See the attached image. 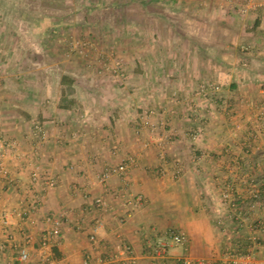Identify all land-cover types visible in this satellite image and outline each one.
Wrapping results in <instances>:
<instances>
[{
	"label": "crops",
	"instance_id": "0c3cea01",
	"mask_svg": "<svg viewBox=\"0 0 264 264\" xmlns=\"http://www.w3.org/2000/svg\"><path fill=\"white\" fill-rule=\"evenodd\" d=\"M105 1L116 11L135 3L142 8L137 17L126 16L124 27L132 37L154 39L158 58L152 62H156L153 69H158L159 76L151 72L150 62L134 60L137 70L144 71L136 72L142 76L139 80L180 86L172 115L167 110L162 115L171 124L163 134H177L167 150L169 161L157 159L145 132L134 138L126 120L129 108L123 111L119 96L118 106L110 109L107 105L113 100L108 99L113 96L104 98L98 90L88 89L77 94L81 105L64 109L59 107L60 95L51 87L52 78H21L22 85H30V89L14 88L15 94L7 88L16 80L0 78V138L15 142L13 149L0 142V163L9 173V180L0 175V264H21L17 256L22 247L30 252L27 264H37L41 236L51 227L46 216L62 221V237L51 251L68 264H82L86 255L115 253L117 234L131 247L135 264H149L144 238L152 229L185 232L189 238L187 254L195 261L215 263L229 246L239 242L233 238L234 229L241 228L221 204L222 188L231 185L241 189L234 178L237 175L264 182V120L257 119L264 101V12L258 8L240 16L233 5L242 0ZM148 49L144 56L154 52L150 46ZM89 82L81 81L85 85ZM202 83L217 84L220 92L207 99L198 97L195 91ZM45 84L42 92L32 86ZM58 86L61 88V80ZM90 101H96V110L90 108ZM94 111L103 119L94 125L97 140L91 141L88 133L69 139L72 128L62 121L79 116L78 122L85 123L97 116ZM193 114L201 118L202 140L187 139L189 130L197 127L188 118ZM46 118L49 120L43 124L49 138L36 142L32 123ZM60 133L69 134L68 139L61 140L65 137L58 136ZM108 135L114 137L109 139ZM126 154L136 156L127 178L111 176L100 184L104 169L120 163ZM173 164L181 172L176 181L171 179ZM160 165L166 173L155 178L151 168ZM46 178L54 179L56 187H46ZM124 180L132 196L143 198L142 203L123 205L120 193ZM37 195L41 206L30 212L29 202ZM98 198L107 203V211L93 208ZM263 214L262 208L245 211L249 220ZM4 216L6 226L1 223ZM95 222L101 223L98 251L87 240ZM241 237L245 245L246 235ZM253 246L259 263L264 264V231ZM182 254L179 248L171 249L170 257L175 260Z\"/></svg>",
	"mask_w": 264,
	"mask_h": 264
},
{
	"label": "rangeland",
	"instance_id": "374dc122",
	"mask_svg": "<svg viewBox=\"0 0 264 264\" xmlns=\"http://www.w3.org/2000/svg\"><path fill=\"white\" fill-rule=\"evenodd\" d=\"M239 2L241 3L242 1ZM109 5L105 0H0V33H4L0 35V78L6 77L12 80L11 82L16 80L15 83L8 85L7 88V91L12 94H15L14 88L23 87L26 88V91L30 89V85H22L21 78L36 77L41 81L44 78H52L53 86L51 87H55V94L60 95L61 98L65 91L58 86V81L67 76L74 81L73 95L68 97L69 101H73V104L60 102V108L68 106L69 109V107L81 105L77 94L87 92L88 89L98 90L104 98L108 94L113 96V99H108L113 100V102L111 101L112 104L107 105L108 107L114 104L118 106L116 96L121 97L119 106H124L122 107L124 112L126 111V106L129 108L126 120L129 121L134 138H140L141 132H145L149 138L148 140L155 147L158 159V148L156 147L159 139L166 135L161 131H156L152 134L149 126L163 120L166 130L171 128L169 121L167 122L162 115L165 110L170 114L174 109V100L181 93L180 86L178 87L174 84L162 85L158 82L151 85L141 79L139 80L142 76L136 72L143 73L144 71L141 69L137 70L133 64L134 60L150 62L152 65L151 72L159 76L158 69H153V65L156 62H152L158 58L156 56L158 52H155L154 39L139 35L132 37L124 27L126 25V16L132 14L137 17L142 13V8L135 3L127 5L121 11H116L112 10ZM149 46L154 52L144 56L145 52L149 50ZM174 72L175 70H170L171 74ZM81 81L90 82L85 85ZM46 83L48 82L46 81ZM32 86L37 92H42L46 84L44 86ZM197 92L198 89L195 94ZM129 95L132 97H129ZM201 98L207 99L209 95ZM95 102H88V105L93 110H96L93 107L96 106ZM64 109H67V107ZM102 109H105L104 105ZM94 113L97 116L92 117L85 123L82 121L78 122L79 116L76 117V120L74 117V120L64 117L65 121L62 122L70 125L73 131V136L68 134L69 139L72 137L76 139L79 135L88 133L86 136L91 141L97 140L99 134L93 132L95 130L94 125H99L103 119L100 118L98 112L94 111ZM188 118L191 119L190 123L196 124L195 126L197 127L194 130H202V125H199L201 123L199 115L193 114L188 116ZM46 120L49 119H36L32 123L33 130L34 125L39 124L46 131L45 124H43V121ZM87 124L91 126V129H89V126H85ZM187 127L189 128V126ZM111 133L114 132L112 131ZM173 134L177 135L176 132L170 134L172 136H170L169 147L176 139ZM188 134L189 137L187 139H192L193 131L191 129ZM68 135L60 133L58 136L65 137L64 139L59 138L65 140L66 138L68 139ZM32 136L36 142L47 141L49 138L47 133L45 140L40 139L35 133H32ZM110 137L113 138L114 136L108 135L109 139ZM202 138L199 140H202ZM169 147L167 150L171 149ZM172 152L171 150L170 154ZM126 156L128 157H124V159L129 157L136 159L135 155L126 154ZM166 160L169 161L167 152ZM165 161L160 162L163 163ZM179 168V166L176 167L173 164L171 173L173 181L177 180L178 175L179 178L181 177ZM152 169L155 172L153 173L155 178L164 177L166 173L163 169V173H160L161 165ZM130 193L132 194L131 191ZM235 225L236 223L234 222ZM240 230L242 229H234L233 238L239 242L229 246L230 250L242 251L243 249L246 251L248 246H250V244L242 245L241 240L244 238L241 235L245 233ZM108 255H111V253Z\"/></svg>",
	"mask_w": 264,
	"mask_h": 264
},
{
	"label": "built area",
	"instance_id": "2783aa9c",
	"mask_svg": "<svg viewBox=\"0 0 264 264\" xmlns=\"http://www.w3.org/2000/svg\"><path fill=\"white\" fill-rule=\"evenodd\" d=\"M235 2V0H234ZM237 13L245 17L251 11L255 9H261L264 12V0H242V2H237L233 5ZM220 92V86L213 83H202L200 84L197 92L198 97H206L207 95H212ZM152 113V112H151ZM258 120H264V101L262 103V108L260 109ZM150 132L152 134L156 131L165 132L166 126L163 120H160L156 124L150 125ZM34 133L39 136L40 139L45 140L46 131L39 125H34ZM172 135L168 134L161 137L158 141V159L160 161H165L167 148L169 147V140ZM203 136L202 130L195 129L191 138L193 141L199 140ZM2 146L8 147L10 149L14 148V143L11 141H5L0 138ZM45 142V141H42ZM135 165V159L129 157L122 160L116 165H110L104 169L100 175V184H105L107 179L111 176H119L122 178H127L129 170ZM236 168L239 169V164H235ZM160 173L163 170L160 169ZM0 175L2 178L9 180V173L7 169L0 163ZM178 175V174H177ZM179 176V175H178ZM177 176V177H178ZM33 181H36L37 174L33 175ZM236 180L240 182L239 187L241 189H236L231 185H227L222 188L221 191V204L229 212L234 219L238 221V226L241 227V231L246 235V244L248 246L247 251L239 250H226L221 256L211 264H260L257 255L254 253L255 249L252 246L258 244V234L264 231V214L255 220H249L248 216L245 215L246 209L262 208L264 209V182L256 178L249 177H239V175L234 176ZM124 185L121 187L120 197L124 206H131V204H139L142 202V198L134 197L127 187V180H124ZM46 187H56V181L51 178H46ZM41 206V199L39 196H33L29 202V211L36 212ZM92 206L95 210L107 211L108 205L102 199L98 198L93 201ZM45 221L50 223L51 227L44 231L41 236V243L39 248V256L37 264H68L64 258H56L51 249L55 247L56 244L60 242L62 237L61 227L62 221L60 219L54 218L53 216H46ZM119 223H123V218L118 220ZM221 221L218 222V225ZM1 223L6 226L8 225V219L6 216L3 217ZM101 228L100 222H95L92 226L90 232L87 234V240L91 246L97 248L101 243L98 231ZM117 244L115 246V253L111 255H103V253H98L95 257L86 255L83 259L82 264H135L136 259L132 253L131 247L122 240L119 234L115 235ZM145 251L150 262L149 264H205L204 261H195L188 254V244L189 238L185 232L178 229H167L163 231L151 230V235H147L145 238ZM252 245V246H251ZM254 247V246H253ZM181 249L183 254L176 258L175 260L170 257L171 249ZM17 260L21 264H27L31 260L30 252L27 247H22L19 250Z\"/></svg>",
	"mask_w": 264,
	"mask_h": 264
},
{
	"label": "trees",
	"instance_id": "16d2710c",
	"mask_svg": "<svg viewBox=\"0 0 264 264\" xmlns=\"http://www.w3.org/2000/svg\"><path fill=\"white\" fill-rule=\"evenodd\" d=\"M73 86H74L73 79H71V78H69L67 76H64L62 78V80H61V87H62V89H64L65 94L62 95L61 98H60V102L61 103H68L69 102L70 105L73 104V101H69V98H68L70 95H73V92H74ZM66 107L68 108V106H66ZM66 107H63V108H66ZM53 251H54L53 252L54 253V256L56 257L55 250H53ZM56 258H58V257H56Z\"/></svg>",
	"mask_w": 264,
	"mask_h": 264
}]
</instances>
